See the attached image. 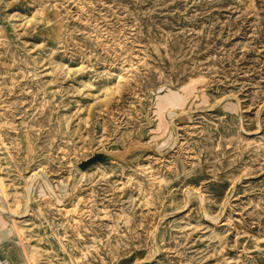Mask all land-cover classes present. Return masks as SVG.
<instances>
[{
	"label": "rangeland",
	"instance_id": "rangeland-1",
	"mask_svg": "<svg viewBox=\"0 0 264 264\" xmlns=\"http://www.w3.org/2000/svg\"><path fill=\"white\" fill-rule=\"evenodd\" d=\"M0 179L11 264H264V0H0Z\"/></svg>",
	"mask_w": 264,
	"mask_h": 264
},
{
	"label": "bare ground",
	"instance_id": "bare-ground-1",
	"mask_svg": "<svg viewBox=\"0 0 264 264\" xmlns=\"http://www.w3.org/2000/svg\"><path fill=\"white\" fill-rule=\"evenodd\" d=\"M109 155H110L111 158L112 157L114 158L116 156V155H112V154H109ZM113 158H112V160H113ZM0 186L2 188L1 197H2V199L5 200V196L6 195H4V192H3V187H2L3 185H2L1 179H0ZM7 202L6 203L5 202H1V204H0V218L1 219L2 218L3 219H9V221H12L16 225H18V223L21 221V219L24 217V215L27 213L28 210L26 209L27 211L25 210L24 213L16 212L13 209L12 205L9 202L8 203ZM16 225L15 226L13 225V227H14V229L17 228L16 238L18 239V241L21 240V244L19 243L18 246H19V248L21 250V255L23 257V260L25 261V264H29V262H31V264H37L36 259H37L38 255H39L37 249L32 247V246H29L28 243H24V241L22 242V240L24 239V237H23L24 236V232L20 231L18 229V227H20V226L17 227Z\"/></svg>",
	"mask_w": 264,
	"mask_h": 264
},
{
	"label": "water",
	"instance_id": "water-1",
	"mask_svg": "<svg viewBox=\"0 0 264 264\" xmlns=\"http://www.w3.org/2000/svg\"><path fill=\"white\" fill-rule=\"evenodd\" d=\"M115 157H117V156H115ZM112 158L107 153H98L95 156L91 157L90 159H88V160L84 161L83 163H81L80 164V168L82 170H85L86 168H88L89 166H91L93 163H95L97 161H101L102 162V161L112 160Z\"/></svg>",
	"mask_w": 264,
	"mask_h": 264
},
{
	"label": "built area",
	"instance_id": "built-area-1",
	"mask_svg": "<svg viewBox=\"0 0 264 264\" xmlns=\"http://www.w3.org/2000/svg\"><path fill=\"white\" fill-rule=\"evenodd\" d=\"M1 190H2V188H1V186H0V196H1ZM0 264H11V263L8 261V259H6V258L2 255L1 252H0Z\"/></svg>",
	"mask_w": 264,
	"mask_h": 264
},
{
	"label": "crops",
	"instance_id": "crops-1",
	"mask_svg": "<svg viewBox=\"0 0 264 264\" xmlns=\"http://www.w3.org/2000/svg\"><path fill=\"white\" fill-rule=\"evenodd\" d=\"M2 237H3V236H2V234L0 233V240H1Z\"/></svg>",
	"mask_w": 264,
	"mask_h": 264
}]
</instances>
